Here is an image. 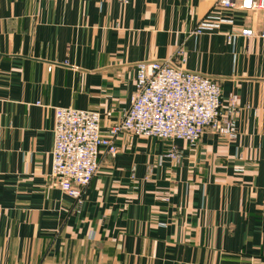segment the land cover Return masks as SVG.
<instances>
[{
	"label": "crops",
	"instance_id": "obj_1",
	"mask_svg": "<svg viewBox=\"0 0 264 264\" xmlns=\"http://www.w3.org/2000/svg\"><path fill=\"white\" fill-rule=\"evenodd\" d=\"M218 1L0 0V264H264V40L229 45L255 18ZM211 12L234 25L193 35ZM151 61L237 94V143L206 131L175 164L123 133L79 204L52 176L55 109L106 133Z\"/></svg>",
	"mask_w": 264,
	"mask_h": 264
},
{
	"label": "built area",
	"instance_id": "obj_2",
	"mask_svg": "<svg viewBox=\"0 0 264 264\" xmlns=\"http://www.w3.org/2000/svg\"><path fill=\"white\" fill-rule=\"evenodd\" d=\"M216 7L249 12L255 18L252 28L226 34L229 45L238 38L264 40V0H219ZM234 23L232 18L211 12L192 34L220 32L223 26ZM239 111L238 95L231 93L224 100L220 84L210 77L184 71L169 61L139 63L131 107L106 133L98 112L55 109L52 176L66 195L81 204L85 189L99 171L101 149L116 156V141L121 134L170 142L163 158L178 164L182 152L175 145L177 141L193 148L206 131H211L230 144L237 143Z\"/></svg>",
	"mask_w": 264,
	"mask_h": 264
}]
</instances>
